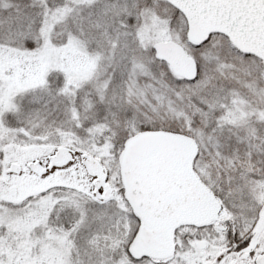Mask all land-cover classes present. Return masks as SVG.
<instances>
[{
    "label": "snow or ice",
    "instance_id": "1",
    "mask_svg": "<svg viewBox=\"0 0 264 264\" xmlns=\"http://www.w3.org/2000/svg\"><path fill=\"white\" fill-rule=\"evenodd\" d=\"M0 264H264V0H0Z\"/></svg>",
    "mask_w": 264,
    "mask_h": 264
}]
</instances>
